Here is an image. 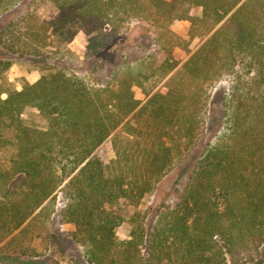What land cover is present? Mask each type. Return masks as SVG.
Masks as SVG:
<instances>
[{
    "label": "trees",
    "instance_id": "trees-1",
    "mask_svg": "<svg viewBox=\"0 0 264 264\" xmlns=\"http://www.w3.org/2000/svg\"><path fill=\"white\" fill-rule=\"evenodd\" d=\"M21 1L0 0V48L51 64L20 89L0 83V143L11 129L16 146L0 171L2 249L37 255L62 186V221L74 224L88 264H264V0H47L45 31L71 39L79 27L92 53L105 46L106 25L134 19L156 26L158 39L175 19L205 37L181 65L172 47H157L113 70V84L89 83L61 57L47 60L45 32L32 31L31 43L14 35L3 15ZM12 62L0 54V78ZM226 77L218 132L200 146L212 89ZM110 137L115 157L105 162L95 151ZM176 169L185 185L175 205L158 207L153 223L134 212L120 238L117 206H138Z\"/></svg>",
    "mask_w": 264,
    "mask_h": 264
},
{
    "label": "rangeland",
    "instance_id": "rangeland-1",
    "mask_svg": "<svg viewBox=\"0 0 264 264\" xmlns=\"http://www.w3.org/2000/svg\"><path fill=\"white\" fill-rule=\"evenodd\" d=\"M52 9L53 4L47 0H24L6 11L3 17L7 16L5 23L11 25L13 34L20 35L28 43L33 42L32 31L35 30V33L39 35L41 31L42 34L45 32L49 41L46 48L49 55L47 60H51L50 57L53 59L61 57L70 69L76 70L91 84L106 81L115 83V79L111 78L113 70L121 69L128 63L134 64L136 61L149 59L150 53L157 50V47L161 51L163 47H172L181 65L205 39L201 36H192L191 23L188 19L172 21L169 29H166V33L159 39L156 26L146 20L134 19L115 29L106 25L103 29L106 44L100 47L97 53H92L87 48L89 36L79 27L75 28L76 35L71 39H66L65 33L50 34L51 28L45 31L43 19ZM199 12V10L196 11V13ZM7 29L8 33L3 40L9 42L13 34L10 33V27ZM159 40L160 42L157 43ZM0 54L13 61L0 78V83L5 89H20L26 82L36 81L43 67L51 64L44 63L42 58L21 49L11 52L0 48ZM229 86L228 77L215 82L207 107L208 131L201 140L200 146H203L205 141L214 140L216 137L223 113V96ZM134 92L137 98L146 100L147 97L141 87L135 86ZM5 95L6 93H3V96ZM5 138L6 140L0 143V171L9 167L10 160L16 151L13 130L8 129L5 132ZM198 155L199 149L194 150L184 164L185 169H189L195 163ZM95 156L105 162L115 157L111 137L96 149ZM177 172L179 169L165 177L158 188L148 193L138 206L128 204L117 206L124 216V220L116 229L120 238L129 237L132 229L129 217L134 212L142 213L146 221L153 223L157 219L155 213L158 207L175 205L185 185V176L183 173L178 175ZM51 201L53 213L50 223L42 237L34 244L37 255L7 253L2 249L4 243H0V264H88L82 245L72 237L74 224L62 221V210L69 201L62 186L55 191Z\"/></svg>",
    "mask_w": 264,
    "mask_h": 264
}]
</instances>
